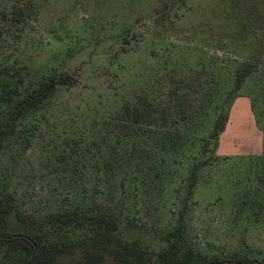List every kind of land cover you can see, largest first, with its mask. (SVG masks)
<instances>
[{"label": "rangeland", "instance_id": "1", "mask_svg": "<svg viewBox=\"0 0 264 264\" xmlns=\"http://www.w3.org/2000/svg\"><path fill=\"white\" fill-rule=\"evenodd\" d=\"M0 30V123L43 80H77L0 144L13 227L80 239L56 215L101 201L121 218V237L140 240L152 261L178 228L182 249L264 261V0H0ZM250 59L256 71L205 152L235 70ZM129 103L144 113L138 129L117 127L132 119L121 114ZM122 131L128 150L145 156L127 165H140L142 182L134 170L125 192L100 198L93 153L110 151ZM80 259L77 251L63 263Z\"/></svg>", "mask_w": 264, "mask_h": 264}, {"label": "trees", "instance_id": "2", "mask_svg": "<svg viewBox=\"0 0 264 264\" xmlns=\"http://www.w3.org/2000/svg\"><path fill=\"white\" fill-rule=\"evenodd\" d=\"M1 34L0 30V36ZM125 42L129 41L126 39ZM257 66V62L250 59L241 62L236 68L232 78L233 86L227 95V107L220 109L209 138L202 140L206 141L205 152L211 150V140L217 145L229 120V108L232 102L230 98L242 89L244 82L256 71ZM76 82L72 73H62L43 80L36 88L16 100L11 105L6 119L0 123V144L17 131L19 121L25 113L41 107L56 94L59 87L74 86ZM209 96H212L211 91ZM211 107L218 110L217 105H213V100L208 105L209 109ZM121 114L123 119L130 117L132 119L123 121L121 125L117 124L118 128L138 129L141 126L144 113L138 103L135 105L129 103ZM125 138L126 142L122 144ZM130 140L127 133H119L110 151L100 145L93 153L96 158L97 180L98 183H103L96 188L100 198L104 195L115 197L116 194L125 192V178L134 170L137 173L134 178L137 182H142L139 177L140 165L134 170H130L127 166L132 160L140 164L145 159V156L137 153L135 149L128 150L127 144ZM194 182L195 176H192L191 185ZM139 190L140 187L137 192ZM15 200L13 192L0 189V264H67L63 263V258L77 251L81 252V259L74 264H264V261L246 257H234L229 260L217 256L209 258L192 248L182 249L179 244L181 228L168 236L166 241L169 244L160 251L159 257L152 261L140 240L125 241L121 237V218L101 201L98 208L91 212L85 211L81 214L76 212L74 215L59 212L55 219H58L61 225L81 230L85 236L80 239L53 240L45 231L26 227L18 229L11 225ZM119 214L122 215V212Z\"/></svg>", "mask_w": 264, "mask_h": 264}]
</instances>
